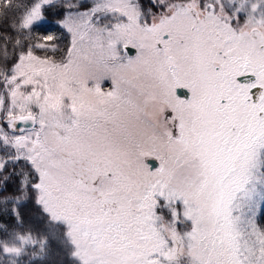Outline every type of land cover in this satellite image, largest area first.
I'll return each mask as SVG.
<instances>
[{
  "label": "snow or ice",
  "instance_id": "6c2138e0",
  "mask_svg": "<svg viewBox=\"0 0 264 264\" xmlns=\"http://www.w3.org/2000/svg\"><path fill=\"white\" fill-rule=\"evenodd\" d=\"M53 254L264 264V0H0V264Z\"/></svg>",
  "mask_w": 264,
  "mask_h": 264
},
{
  "label": "trees",
  "instance_id": "16d2710c",
  "mask_svg": "<svg viewBox=\"0 0 264 264\" xmlns=\"http://www.w3.org/2000/svg\"><path fill=\"white\" fill-rule=\"evenodd\" d=\"M57 19L58 17L49 13L47 15L46 22L40 28H38L37 31L43 34H48V32H54L56 34H59L60 29L57 28L55 24V21ZM50 264H67V261L66 259H64L62 254L61 255L53 254L50 258Z\"/></svg>",
  "mask_w": 264,
  "mask_h": 264
}]
</instances>
